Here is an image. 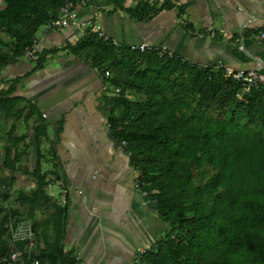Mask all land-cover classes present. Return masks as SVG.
Listing matches in <instances>:
<instances>
[{"label":"trees","instance_id":"obj_1","mask_svg":"<svg viewBox=\"0 0 264 264\" xmlns=\"http://www.w3.org/2000/svg\"><path fill=\"white\" fill-rule=\"evenodd\" d=\"M63 1L2 0L0 69L25 52L37 27L56 17ZM155 10L153 3L140 0L128 12L141 18ZM69 50L113 90L118 88L102 97L108 128L124 141L146 207L165 226L140 258L146 264H264V85L240 99L235 95L238 82L223 76L221 67L129 50L93 32L77 38ZM43 54L37 52L32 68L43 64ZM4 81L0 121L9 123L6 128L0 124L5 138L1 165L11 176L0 193V255L13 248L40 263L76 264L63 247L67 203H58L45 190L50 172L58 178L55 142L60 127L49 139L45 152L51 167L44 170L46 121L34 103L14 94L16 79ZM30 118L34 162L24 171L33 184L10 198L16 163L28 147L24 133L14 134V129L18 120ZM21 213L28 228L12 239L22 225Z\"/></svg>","mask_w":264,"mask_h":264},{"label":"crops","instance_id":"obj_2","mask_svg":"<svg viewBox=\"0 0 264 264\" xmlns=\"http://www.w3.org/2000/svg\"><path fill=\"white\" fill-rule=\"evenodd\" d=\"M139 1L101 0L79 12L119 45L144 37L166 44L175 56L196 66L245 69L258 57L264 72V45L257 37L264 28V0H146L156 10L135 18L128 9ZM75 40L73 29L43 33V64L32 68V61L21 54L0 69V87L4 80L16 79L14 94L35 104L46 131L52 127L55 134L60 127L55 142L58 178L54 171L47 177L58 192L55 198L50 195L67 203L63 247L76 264H146L138 249L152 246L165 226L133 185L135 171L123 145H114L106 135L102 97L113 89L70 52ZM42 141L47 146L48 136ZM41 163L51 167L46 152Z\"/></svg>","mask_w":264,"mask_h":264},{"label":"built area","instance_id":"obj_3","mask_svg":"<svg viewBox=\"0 0 264 264\" xmlns=\"http://www.w3.org/2000/svg\"><path fill=\"white\" fill-rule=\"evenodd\" d=\"M101 0H65L63 1L57 9V16L42 22L36 29L34 37L32 38L31 44L29 47L25 49V54L32 63L35 61L37 57V52L40 50L39 40L41 35L45 32L54 30V29H73L76 31V39L81 37L87 32H93L97 36L102 39H109L115 46L119 45L116 40L110 37L101 27L100 25L93 20L91 17L82 16L79 12V9L92 4L93 2H98ZM257 37L262 41L264 45V28H260L257 30ZM125 46L129 50L134 51H156L158 54H166L168 56H175L174 53L166 46L164 43H154L151 42L144 37L131 41L125 44ZM18 57V56H17ZM16 57V58H17ZM263 66V62L260 58L254 57L253 65L248 68H233L227 65L220 66L215 65V67L222 68V75L225 77H231L235 79L239 86L235 92V95L243 99L246 93L249 92L250 89L256 88L260 85H264V72L261 70ZM105 75H108V72L105 71ZM115 91L118 88L114 89ZM123 144L124 141L122 140ZM133 185L139 189V182L137 180V175L135 173V177L133 180ZM141 194L144 195L145 191L140 190ZM3 205H6L3 203ZM26 232V231H25ZM28 235V232H27ZM21 228L18 226L16 232L12 234V239L22 237ZM32 245L31 241L28 243V246ZM10 247L12 248V241H10ZM149 246L146 245L138 249L139 253H142ZM27 253V249L25 250ZM0 264H45L40 263L37 258L28 259L27 257H22L15 249H10L6 254L0 255ZM140 264H144L140 262Z\"/></svg>","mask_w":264,"mask_h":264},{"label":"rangeland","instance_id":"obj_4","mask_svg":"<svg viewBox=\"0 0 264 264\" xmlns=\"http://www.w3.org/2000/svg\"><path fill=\"white\" fill-rule=\"evenodd\" d=\"M0 3H2V0H0ZM114 92L117 91L113 90V93ZM8 123H9V119L0 121V124L3 125L5 128L7 127ZM17 123L19 125L18 127H15L14 134L24 133L25 141L28 144V147L26 150V155L19 162L16 163L17 174L14 176V178L11 181L12 188L10 189L11 191L10 194L11 196H9L10 198L13 196V192L15 190L20 188L25 189L33 184V178L31 177V175L27 171H24V167L25 169L28 170L33 166V162H34V143L32 141V130L30 128V124L28 123V121L22 122L21 120H18ZM46 135L48 136L49 139L53 137L54 131L52 130V127H47ZM4 142H5V138L2 135V133H0V146L3 147ZM45 142L47 143L48 141ZM46 149L47 146L45 145L41 146V150H43L44 152L46 151ZM1 157H2V148L0 147V193L8 188V185L10 184V176H11L10 170L1 165V161H2ZM41 168L45 170V166L42 163H41ZM45 190L48 194H51L54 198L57 197L58 192L52 181L48 182V184L45 186ZM19 217L23 219V222H19V223L22 224V225L20 224L21 235H24L26 233L25 232L26 229L28 228L27 224L25 223L24 213H21Z\"/></svg>","mask_w":264,"mask_h":264},{"label":"water","instance_id":"obj_5","mask_svg":"<svg viewBox=\"0 0 264 264\" xmlns=\"http://www.w3.org/2000/svg\"><path fill=\"white\" fill-rule=\"evenodd\" d=\"M106 135H107V137L112 141V143L114 144V145H122V143L120 142V141H118L112 134H111V131L110 130H107L106 131Z\"/></svg>","mask_w":264,"mask_h":264}]
</instances>
